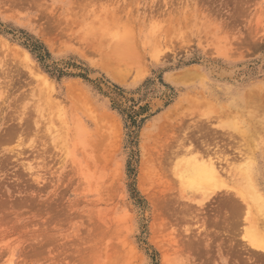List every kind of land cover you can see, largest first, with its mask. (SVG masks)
<instances>
[{
	"label": "rangeland",
	"instance_id": "1",
	"mask_svg": "<svg viewBox=\"0 0 264 264\" xmlns=\"http://www.w3.org/2000/svg\"><path fill=\"white\" fill-rule=\"evenodd\" d=\"M262 120L264 0H0V264H264ZM193 146L227 158L204 201Z\"/></svg>",
	"mask_w": 264,
	"mask_h": 264
},
{
	"label": "bare ground",
	"instance_id": "2",
	"mask_svg": "<svg viewBox=\"0 0 264 264\" xmlns=\"http://www.w3.org/2000/svg\"><path fill=\"white\" fill-rule=\"evenodd\" d=\"M49 39V38H48ZM48 41V40H47ZM15 53H16V51H14ZM18 53H19V51H18ZM14 54V53H13ZM15 56H18L19 54H14ZM20 57H22V59H24L23 58V56H20ZM24 57H25V65H27V66H25L24 64V66L27 68L28 67V65L31 67V65H30V62H29V59H28V54H25L24 55ZM22 59H20V60H22ZM21 62H23V61H21ZM28 67V70H31V68H32V70H33V68L34 67ZM30 68V69H29ZM34 70L35 71H37L38 72V70L36 69V68H34ZM40 71V70H39ZM195 72V71H194ZM194 72H190L189 71V73H191V78L193 77L192 76V74L194 73ZM31 73V72H30ZM34 73H35V75H36V72H33V76H35L34 75ZM116 73V72H115ZM43 74V73H42ZM42 74H41V72H39L38 73V76L41 78V79H43V81H47L46 80V78L44 77V76H42ZM195 74V73H194ZM125 75V74H124ZM198 75V74H197ZM189 77V76H188ZM36 79V78H35ZM127 79V78H126ZM37 80V79H36ZM37 82H39V80L37 81ZM42 82V81H41ZM40 82V83H41ZM41 84H43V83H41ZM41 86H43V85H41ZM50 86V85H49ZM44 87V86H43ZM45 88V87H44ZM50 93V92H49ZM249 92H246V94H243L241 97H239V98H237L235 101H234V103H232L231 105H229L228 107V109H229V111H230V118H231V114H235V113H237V114H239L240 112H243V113H245L246 112V110L248 111L249 110V113H250V115H251V118L253 119V121L255 120V121H257L258 119H257V117H259L258 115L260 114V110H256L255 108H256V102L260 99H258L256 96H255V94L254 93H249ZM192 100V99H191ZM194 100H196V99H194ZM263 100V99H262ZM199 101V100H198ZM207 101V100H206ZM202 102V101H201ZM200 102V103H201ZM205 102V101H204ZM261 102V101H260ZM198 105H199V103L198 102H196ZM209 103V102H208ZM207 103V104H208ZM205 104V103H204ZM203 104V105H204ZM206 104V105H207ZM200 106V105H199ZM205 106V105H204ZM203 107V106H202ZM213 108H214V106H213ZM250 108V109H249ZM214 110V109H213ZM228 113V112H227ZM229 114V113H228ZM170 114H168V116H169ZM167 117V116H166ZM235 117V116H234ZM234 117H232V118H234ZM239 118V117H238ZM168 119V118H167ZM236 117L234 118V119H232V120H230L229 119V123H228V127L230 128V127H235L234 125L236 124ZM210 120V119H209ZM239 121V120H238ZM260 122V121H259ZM261 123V122H260ZM262 123H264L263 122V120H262ZM264 125V124H263ZM254 129V128H253ZM255 130V129H254ZM256 131V130H255ZM254 131V132H255ZM253 132V133H254ZM252 134V133H251ZM257 135V134H256ZM149 136H151V135H149ZM227 136V135H226ZM232 136H233V134H232ZM253 136V135H252ZM228 137V136H227ZM226 137V138H227ZM231 139V138H230ZM233 139V138H232ZM179 147V146H178ZM180 149V148H179ZM181 149H182V147H181ZM209 149H210V147L208 148V147H202V149L201 148H198V147H192L191 149L189 148L188 150H186L187 152H188V154L187 155H189V153H191L192 154V157H190V158H188V159H186L185 161H184V163H183V165H185V166H182L181 165V170H182V167H183V174H181L180 173V177H181V183H180V188H181V191L184 189V188H188V189H191V190H194L195 192H199L201 195H202V201H204V199H206V198H208L209 196H211V195H213V194H215V195H217L216 193H221L223 190H225L226 188H227V185H226V179L224 180V177L223 176H225V174L223 175V171H224V169H222L223 167H221V165L223 164V163H225V162H227V158H222L220 155L219 156H216V157H212L211 155H210V151H209ZM148 150V149H147ZM177 151H179V150H176L175 152H177ZM182 151H183V149H182ZM186 151H185V153H186ZM221 152L223 153V151L221 150ZM180 155H179V154ZM176 154H178L179 155V158H180V156L181 155H184V151H183V153H181V151L180 152H177ZM217 154V153H216ZM178 155H175V157L176 156H178ZM186 155V154H185ZM146 156V155H145ZM150 157V156H149ZM152 158V157H151ZM184 159V158H183ZM147 160V159H146ZM244 160V159H243ZM148 161L150 162V160H149V158H148ZM242 162V161H241ZM244 162H245V160H244ZM243 163V162H242ZM146 164V163H145ZM149 164V163H148ZM151 164H149V167H148V169H150V166ZM247 164H246V169H247ZM144 167V166H143ZM142 167V169H144ZM244 168V169H245ZM147 169V170H148ZM143 171V170H142ZM145 171H146V169H145ZM180 170H178L177 171V173H176V175H178V172H179ZM143 173H145L144 171L142 172V174ZM146 173H147V171H146ZM148 173H149V171H148ZM147 173V174H148ZM243 173H244V170H243ZM141 174V175H142ZM149 175V174H148ZM148 175H146V176H148ZM244 177H245V179L244 180H246V181H244L245 183H247L246 185H245V187L246 188H244V187H242V185H244L245 183L243 182V184L241 185L240 183H239V186L241 185V187L243 188H241L240 187V189H242V191H247V189H248V191L250 190L251 191V193L250 194H252L251 195V198H249L248 197V195H249V193L248 192H245L244 193V195L246 194L247 195V197L249 198V200L251 199V204L253 203V205H255V206H253V208L254 209H256V211L257 210H260V209H264V198L260 195V194H258L254 189L252 190V179L251 178H249V176L248 175H246V173H244ZM142 177V176H141ZM143 179H144V175H143V177H142ZM148 178V177H147ZM143 179H141V180H143ZM145 179H146V177H145ZM147 180V179H146ZM148 181V180H147ZM147 181H144V182H146L147 183ZM178 181L180 182V180L178 179ZM225 181V182H224ZM143 182V181H142ZM140 183H141V181H140ZM143 184V183H142ZM144 185V184H143ZM143 185H141V186H143ZM145 186V185H144ZM238 186V187H239ZM143 188V187H142ZM146 188H148V187H146ZM254 188V187H253ZM145 189V188H144ZM149 190V189H148ZM184 191V190H183ZM240 191V190H239ZM242 191H240V192H242ZM249 191V192H250ZM225 192V191H224ZM240 192H238V193H235V194H237V195H240L239 193ZM181 193V192H180ZM248 193V194H247ZM151 195H152V193H151ZM181 195L182 196H184L182 193H181ZM195 195V194H194ZM243 194H241L240 196L242 197L241 198V200H243L245 203L248 201L246 198H245V196H244ZM181 196V197H182ZM224 196V195H223ZM240 196H238V197H240ZM186 197V196H185ZM184 197V198H185ZM196 197V196H195ZM183 198V197H182ZM234 198H236V197H234ZM240 199V198H239ZM210 201V200H209ZM236 202H238L237 200L236 201H234V203H236ZM243 202V203H244ZM208 203V202H207ZM207 203H205L206 204V207H207ZM236 205V204H235ZM238 205V204H237ZM241 205V204H240ZM248 207H249V205L248 204H246ZM203 206V205H202ZM242 206V205H241ZM205 207V208H206ZM244 208V207H243ZM199 209V208H198ZM204 209V208H203ZM200 210H202V209H200ZM236 211H237V209H235ZM253 210V209H252ZM251 210V208H250V211H252ZM235 211V212H236ZM201 213H202V211H200ZM238 212V211H237ZM246 212V211H245ZM240 213V212H239ZM259 213H261V212H259ZM263 213H264V210H263ZM252 214V213H251ZM247 218V217H246ZM249 219H251L250 217H248ZM200 219V218H199ZM248 219V220H249ZM201 220V219H200ZM247 220V221H248ZM199 222V221H198ZM249 224H252L253 225V223H252V220H251V223H249ZM248 232V231H247ZM251 233V232H250ZM250 235H252V237H253V234H250ZM254 237H256L255 235H254ZM254 237H253V239H251L250 241H251V247H252V249L254 248L255 250H257V251H261V252H264V242H262V241H255L256 240V238L254 239ZM253 241V242H252Z\"/></svg>",
	"mask_w": 264,
	"mask_h": 264
},
{
	"label": "trees",
	"instance_id": "3",
	"mask_svg": "<svg viewBox=\"0 0 264 264\" xmlns=\"http://www.w3.org/2000/svg\"><path fill=\"white\" fill-rule=\"evenodd\" d=\"M30 50L31 52L36 55V57L42 61V62H45L46 59L48 58V54L44 52L43 48L41 47V45H39L37 42L36 43H33L31 42L30 43ZM135 124V122L133 123Z\"/></svg>",
	"mask_w": 264,
	"mask_h": 264
}]
</instances>
